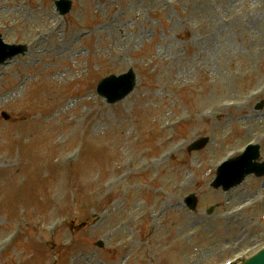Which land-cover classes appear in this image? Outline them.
I'll return each mask as SVG.
<instances>
[{
  "label": "rangeland",
  "instance_id": "rangeland-1",
  "mask_svg": "<svg viewBox=\"0 0 264 264\" xmlns=\"http://www.w3.org/2000/svg\"><path fill=\"white\" fill-rule=\"evenodd\" d=\"M54 1L0 0L4 42L29 50L0 66V264H224L263 247L264 182L209 183L248 141L264 149V0H69L65 17ZM129 68L127 99L92 93ZM39 100L64 105L69 133L42 134ZM186 194L196 218L176 215ZM221 240L244 246L219 258Z\"/></svg>",
  "mask_w": 264,
  "mask_h": 264
},
{
  "label": "water",
  "instance_id": "water-1",
  "mask_svg": "<svg viewBox=\"0 0 264 264\" xmlns=\"http://www.w3.org/2000/svg\"><path fill=\"white\" fill-rule=\"evenodd\" d=\"M64 13V10L62 11ZM8 48L10 49V52L5 54L3 56V58H0V61L5 60L7 58H11L14 55H16L17 53H22L23 52V48L21 47H4L2 44H0V49H5ZM116 79L112 78V79H108L103 81L100 86H99V94H101L102 96L108 97L110 98L112 96V94H114L117 89H118V85H120ZM123 83H126V81H124ZM244 163H242V161H239V165H236L235 163H233V166H230L228 168H226V170L222 171V173L220 174V177L222 178V176L224 178H230L232 176H234L233 179L228 180L226 182H223L224 186L229 187L233 184H236L238 181H240V179L242 178V176L245 173H249L251 172L253 169L251 167L245 168L243 167ZM242 264H264V250L260 251L258 254H256L254 257H252L251 259H249L248 261L242 263Z\"/></svg>",
  "mask_w": 264,
  "mask_h": 264
},
{
  "label": "bare ground",
  "instance_id": "bare-ground-1",
  "mask_svg": "<svg viewBox=\"0 0 264 264\" xmlns=\"http://www.w3.org/2000/svg\"><path fill=\"white\" fill-rule=\"evenodd\" d=\"M49 26L50 25L48 24L45 27L48 28ZM38 32H40V30H38ZM50 83H52V82H50ZM54 90H55V94H58V95L61 94V92H62V90L58 89V88H55ZM40 93H42V92H40ZM40 93H38V96L40 95ZM52 98H56V95H53ZM39 102H40L39 106L35 105L34 103H31L33 107H29V108H30V111H32L33 113L35 111L34 108L39 109V108H41L43 106L41 108V110H45L46 109L44 111V114H45V116L48 115L47 119L45 121H42L40 119L41 122L39 123L40 131L42 132V134H49V135H52V136L56 137L58 134L60 135V133H69V129L65 130V128L68 126V124H72L73 127H74V123H73V120L68 117V111L67 112H63L64 105H60V106L58 105V106H51L50 107V103H49V105H46V104L44 105V104H42V102L40 100H39ZM61 102L62 101H61V97H60L59 100H58V103H61ZM53 108H55L56 111H60L61 112L60 113V117H59L58 120L61 121V122H64L65 123L64 126L55 124V119H56L55 112L56 111H54V113L52 115H49L52 112ZM71 113L76 114V111L73 109V110H71ZM35 121H36V117H34V118L32 116L29 117V122L26 125H29L30 123L31 124H30L28 130H30V128L34 127ZM52 124H55L57 127L56 128L53 127ZM9 130H11V132L13 131V129H9Z\"/></svg>",
  "mask_w": 264,
  "mask_h": 264
}]
</instances>
